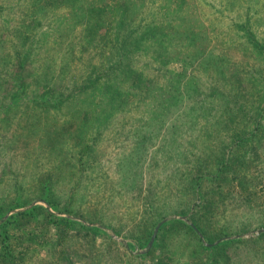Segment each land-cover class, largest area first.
Instances as JSON below:
<instances>
[{"label": "rangeland", "instance_id": "rangeland-1", "mask_svg": "<svg viewBox=\"0 0 264 264\" xmlns=\"http://www.w3.org/2000/svg\"><path fill=\"white\" fill-rule=\"evenodd\" d=\"M121 3L0 0V264H264V0Z\"/></svg>", "mask_w": 264, "mask_h": 264}, {"label": "trees", "instance_id": "trees-1", "mask_svg": "<svg viewBox=\"0 0 264 264\" xmlns=\"http://www.w3.org/2000/svg\"><path fill=\"white\" fill-rule=\"evenodd\" d=\"M127 1H128L127 4H129V0H122V3L120 5H123ZM178 19H179L178 22L174 25H168L162 29H157V27L145 28L143 31L137 34H134V32L137 31L136 28H133L131 30H129L130 28L127 29V32L122 37V40L121 41L119 40V43L116 46L117 47L116 53L119 59L122 61L128 58L127 54L130 53L132 49L138 50L139 47L145 50H147L150 47L151 51L158 56L161 54V51L166 49L167 45H164L163 48L161 47L164 43L169 44V46L170 44H174V45L181 44L183 41L186 40V38L193 35L194 32L189 29L190 28L189 22L185 20V17L180 16ZM124 24H126V22H124ZM237 26H238V32L242 31L243 36L250 39L253 38V33L252 31L249 30L248 19L239 23ZM171 37L173 38L172 41H171ZM252 40L251 42L253 43V46L256 47L258 51H260L261 45L258 44V42L254 41V39ZM62 99H63L62 97H57V96L55 97L56 102H61ZM18 215H23V213L20 212L18 213ZM0 235H1V231H0Z\"/></svg>", "mask_w": 264, "mask_h": 264}, {"label": "water", "instance_id": "water-1", "mask_svg": "<svg viewBox=\"0 0 264 264\" xmlns=\"http://www.w3.org/2000/svg\"><path fill=\"white\" fill-rule=\"evenodd\" d=\"M156 230H157V229H155V231H154V233H153V235H152V237H151V239H150V243L152 242V240H153L154 237H155Z\"/></svg>", "mask_w": 264, "mask_h": 264}]
</instances>
